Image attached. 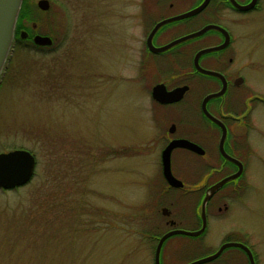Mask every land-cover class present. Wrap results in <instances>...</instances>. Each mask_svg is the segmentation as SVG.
<instances>
[{
    "label": "rangeland",
    "instance_id": "obj_1",
    "mask_svg": "<svg viewBox=\"0 0 264 264\" xmlns=\"http://www.w3.org/2000/svg\"><path fill=\"white\" fill-rule=\"evenodd\" d=\"M48 1L42 11L26 0L32 15L0 76V154L23 149L37 161L29 184L0 189V264H155L160 206L202 196L165 193L159 158L146 148L144 0ZM37 34L53 46H34ZM237 185L233 214L264 264V164L216 197ZM228 220L224 231L239 223ZM191 239L172 240L183 252L164 264H185L221 242Z\"/></svg>",
    "mask_w": 264,
    "mask_h": 264
},
{
    "label": "flooded vegetation",
    "instance_id": "obj_2",
    "mask_svg": "<svg viewBox=\"0 0 264 264\" xmlns=\"http://www.w3.org/2000/svg\"><path fill=\"white\" fill-rule=\"evenodd\" d=\"M233 1L246 7L253 0ZM205 2L144 0L143 11L138 14V19L147 28L143 38V61L145 73L149 75L148 96L153 116L147 122L146 148H152L159 158L165 193L166 190L169 191L167 194L173 190H182L191 195L201 192L199 196H202L200 199L178 198L168 206H160L158 212L162 221L156 229L159 231L157 234L163 232L157 239L175 230L198 232L204 228L198 236L187 237L194 238L191 240L199 244L209 236L219 235L221 242L218 248L212 253L198 251L197 256L185 264L214 255L226 243L245 245L251 251L255 264H258L254 248L246 240L245 226L237 221L240 217L233 214L234 206L240 200L232 196L243 188L237 185L227 191L226 196L216 197L231 181L206 203L204 216L203 205L210 187L240 170L238 164L222 154L224 131V152L242 165L243 172L238 179L264 164V79H261L264 75V0H256L248 9L237 7L232 0H207L206 5L197 13L161 26L152 36L151 42L156 48H162L178 39L198 34L207 27L220 29L210 28L160 53L152 51L148 45L150 35L159 23L194 11ZM28 35L23 40L28 41L31 36L29 32ZM223 45L225 48L203 54L199 58L202 69L216 72L220 76L198 71L196 56L203 50ZM165 66L171 72L164 71ZM158 85H164L167 91L180 87H188V90L178 102L161 103L153 97L154 88ZM214 94L220 95L207 99ZM175 140H187L197 147V150L175 148L171 153L172 173L183 182L182 188L169 185L163 175V152ZM223 173H226L224 178L215 181V176ZM187 175L191 177L189 183L185 181ZM233 218L239 223L231 224L226 231L222 230L223 223ZM180 236L186 235H174L164 242L161 264L183 252L180 244L173 245L171 242ZM183 247L187 251L188 245ZM204 264L251 263L244 250L231 247L215 260Z\"/></svg>",
    "mask_w": 264,
    "mask_h": 264
},
{
    "label": "water",
    "instance_id": "obj_3",
    "mask_svg": "<svg viewBox=\"0 0 264 264\" xmlns=\"http://www.w3.org/2000/svg\"><path fill=\"white\" fill-rule=\"evenodd\" d=\"M23 1L24 0H0V76L2 74V71L5 67L6 61L8 59V56H9L10 51H11L13 44H14L17 22L19 19V15H20V11L22 8ZM255 1L256 0H253L246 7H241L236 2H234L232 0V2L237 7L241 8V9H248V8L252 7L255 4ZM206 3H207V0L200 8H198L194 11H191L189 13H186L184 15H180V16H177L174 18H170L168 20H165V21L159 23L150 35L149 42H148L149 48L156 53L164 52V51H166V50H168V49H170V48H172V47H174V46H176V45H178V44H180V43H182V42H184L190 38L195 37L196 35L204 33L205 31H207L210 28L220 29V28L215 27V26L207 27L203 31L199 32L198 34H194V35H190V36L178 39V40H176V41H174V42L170 43L169 45L162 47V48H156L152 44L151 38L161 26H163L167 23H170V22H174V21L189 17V16L197 13L198 11H200V9L202 7H204L206 5ZM37 6L42 11H48L50 9V2L48 0H38ZM28 36L29 35H28L27 31H25V30L21 31V33H20L21 39H26V38H28ZM33 43L38 47H50L53 45V40L48 36H43V35L37 34L33 37ZM223 48H225V45L201 51L195 58V65H196V68L198 69V71H200L203 74H207V75L220 76V74H218L216 72L202 69L199 66V58L203 54L210 53L213 51H219ZM187 90H188V87H180V88H176L172 91H167V89L164 85H158L154 88L153 97L156 101H159L161 103L178 102L183 98V96ZM219 95L220 94H214V95L209 96L207 99H210L212 97H216ZM225 138H226V132L224 131L223 136H222V141H221L222 154L226 159L238 164L240 167V170L237 173H235L231 176H228L225 179L221 180L220 182L216 183L215 185H213L212 187H210L207 190L205 197H204L203 216H204V209H205L206 203L224 185H226L227 183H229L231 181L238 179L242 175V172H243L242 165L237 160L231 158L230 156H228L224 152L223 143H224ZM175 148H187L190 150H197V147L187 140H175V141L171 142L169 144V146L163 152L162 164H163L164 178L169 183V185L173 186L174 188H182L184 186L183 182L178 180L173 175L172 169H171V153H172L173 149H175ZM36 166H37L36 158L28 150L19 149V150L10 151L8 153H1L0 154V189L4 190V191H8V190H13V189L20 188V187H23V186L29 184L35 175ZM203 229L201 231H198V232H190V231H186V230H175V231L169 232L166 235H164L159 240V243H158L157 248H156L155 264H161V259H160L161 258V250H162L164 242L169 237L174 236V235H186V236L194 237V236H198L203 231ZM231 247H238V248H241L242 250H244L249 257L250 263L255 264L254 257L252 255L251 251L248 249V247H246L245 245L240 244V243H226L214 255H211V256H208L206 258L197 260V261L192 262L190 264H204V263L211 262V261L215 260L216 258H218L225 249L231 248Z\"/></svg>",
    "mask_w": 264,
    "mask_h": 264
},
{
    "label": "trees",
    "instance_id": "obj_4",
    "mask_svg": "<svg viewBox=\"0 0 264 264\" xmlns=\"http://www.w3.org/2000/svg\"><path fill=\"white\" fill-rule=\"evenodd\" d=\"M31 11L29 10L27 4H26V0L23 2L21 11H20V15H19V19H18V24H17V28H16V40L20 41L19 39V31L22 30L24 28L23 26V21L24 19L26 20L27 18H29L31 16ZM30 33V32H29ZM31 35V33H30ZM29 41V40H28Z\"/></svg>",
    "mask_w": 264,
    "mask_h": 264
}]
</instances>
